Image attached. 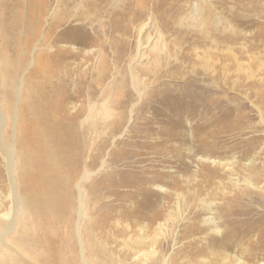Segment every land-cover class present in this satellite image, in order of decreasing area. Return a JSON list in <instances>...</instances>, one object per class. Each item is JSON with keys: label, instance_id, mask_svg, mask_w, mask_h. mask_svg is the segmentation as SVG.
I'll return each mask as SVG.
<instances>
[{"label": "rangeland", "instance_id": "rangeland-1", "mask_svg": "<svg viewBox=\"0 0 264 264\" xmlns=\"http://www.w3.org/2000/svg\"><path fill=\"white\" fill-rule=\"evenodd\" d=\"M80 1L62 0L59 15L49 27L50 37L59 38L61 33L77 36L82 28L89 31L79 23L80 18L83 13L96 11L106 24L117 22L116 32L109 30L107 34L118 47L122 44L123 49L133 50L131 25L151 17L153 30L144 35L159 33L157 48L166 49L157 63L151 55V72L139 73L141 79L148 80L147 92L129 123L109 126L99 136L92 135L94 140L74 142L76 158L70 143L60 145L58 158L63 166L68 167L74 158V175L90 173L82 185L93 264H140L137 257L149 249L150 234L158 224H153L151 217L165 209L174 212L178 223L176 239L162 246L168 264H233L235 258L246 261L256 231L252 235L238 233L226 248L211 242L215 235L206 221L212 219L224 232L253 222L254 228L258 225L261 230L257 243L263 244L264 198L258 201L254 192L246 193V198L223 196L225 185L218 181L223 176L219 172L210 175L209 164L199 160L210 153L212 158L229 163L235 160L233 168L238 173H242L241 163L252 162L253 169H264V0H120L104 6L97 0ZM77 3L80 6L75 8ZM28 9H34L32 0H0V32L17 29L18 12ZM71 15L75 17L72 21L68 20ZM69 29L78 30L77 34L70 35ZM68 44L84 48L75 42ZM105 49L109 53V48ZM15 52L10 49L9 56L16 61ZM67 63L57 75L67 79L64 86L68 91L78 90L79 85L83 87H79L81 93L96 88L91 73L85 77L77 73L78 60ZM35 69L32 65L27 70L28 86L36 104L44 105L50 83L33 73ZM71 74L73 77L68 78ZM123 74L109 82L106 108L109 115L123 110L119 115L125 122L127 104L133 96L129 87L120 89L117 85L129 83L127 73ZM91 159H95L93 163H89ZM155 184L164 187L155 188ZM0 194L5 195L2 184ZM71 195L76 198V192L71 191ZM23 227L22 238L12 244L17 257L14 263L79 264L66 220L60 224L67 229L64 236L57 225H50L41 215ZM149 264H162V259Z\"/></svg>", "mask_w": 264, "mask_h": 264}, {"label": "bare ground", "instance_id": "bare-ground-1", "mask_svg": "<svg viewBox=\"0 0 264 264\" xmlns=\"http://www.w3.org/2000/svg\"><path fill=\"white\" fill-rule=\"evenodd\" d=\"M32 1L33 10H25V13L18 12L20 20L17 22V29L12 27L11 31L0 32V184L5 191L4 196L0 194V264H18L13 262L17 257L12 251V244L15 240L22 238L23 226L25 223H30L36 215H41L50 225H57L62 236L68 229V237L76 244L78 263L93 264L87 239L90 229L88 204L82 185L90 173L85 171L80 177L74 175L76 168L74 158L69 160L68 167L63 166L58 158L60 145L63 141L70 143L71 149L75 150L76 158L78 153L75 143L77 144L78 141L94 140L90 139L92 135L99 136L109 126H123L129 123L137 103L147 92L146 81L148 80L141 79L139 73L151 72V55H155V63H157L159 55H165L166 49L157 48V44L161 41L159 33H155L154 37L148 36L150 34L144 35L147 30H153L151 17L139 19L131 25L134 31V49H123L124 45L119 44L121 49L115 40L110 42L107 34L109 30L116 32L117 22L106 24L103 16H99V12L96 11L83 13L80 18L79 23L83 27L87 26L89 31L82 28L83 30L77 34L78 30L69 29L70 35L77 34V36L68 37L61 33L59 38L56 36L52 38L49 27L60 12L62 0ZM97 1L102 6L103 3L108 4L111 1L117 4L120 0ZM79 6L80 4L77 3L75 8ZM94 7L96 8L97 5ZM74 18L71 15L68 20L72 21ZM128 38L131 40V36ZM68 42H75L84 48L77 49L69 46L70 43L67 47ZM106 47L109 48V53ZM10 49L16 50V61L9 56ZM69 60L79 61L77 69L79 76L85 77L90 73L94 76L92 81L96 88L89 87L92 88L89 91L84 87L83 90L86 93H81L82 85L78 86V90L73 88V91L65 88L64 81L67 79H59L57 71L66 69ZM32 65L37 67L33 73L40 74L50 83L46 88L44 98L46 104L44 105L36 104L35 96L28 86L26 73ZM124 68H126L125 71H123ZM123 72L127 73L129 83L125 84L126 82L121 81L117 85L120 89L125 85L129 87L133 96L127 104L128 116L125 122L119 115L123 110L109 115L106 108L109 82L119 76L122 78ZM68 73L69 71L66 72ZM72 74L68 78L73 77ZM57 78L60 81L59 84L55 80ZM54 81L55 84H52ZM96 93H98L97 96ZM120 107L122 108L121 105ZM59 119L65 121V124ZM212 156L213 154L207 153L199 157V163L209 164L207 168L210 175L219 172L223 176L224 179H218L219 184L225 185L222 187L223 196L227 194V198L234 199L254 192L257 193V195L254 194L257 196L255 199L262 201L264 169L260 171L253 169L252 162L241 163L242 173H238L233 168V165L237 163L235 160L229 163ZM87 158L89 159L88 155ZM93 160L95 159H91L89 163H93ZM100 164L102 167L104 160H101ZM65 171L66 174L63 176L62 173ZM68 172L72 174L69 175ZM155 185V188L159 189L164 187L160 184ZM71 191L76 192V198L71 195ZM73 200L76 208L72 205ZM62 219L66 220L68 227L65 230L60 227ZM151 219L153 224H158L150 234L149 249L137 257L138 261L140 264H149L160 257L162 264H168L169 257L162 250V246L167 245L169 240L176 239L174 235L178 224L177 217L171 209H165L161 213L155 212ZM206 223L213 227L212 233L215 239L211 242L221 243L226 248L230 246L228 244L232 243V239H235L238 233L252 235L256 231V238L251 241V247L247 251V262L241 258H235L234 263L264 264V242L257 243L261 235L258 225L254 228L252 222L242 229L224 232L213 223L212 219H208Z\"/></svg>", "mask_w": 264, "mask_h": 264}]
</instances>
